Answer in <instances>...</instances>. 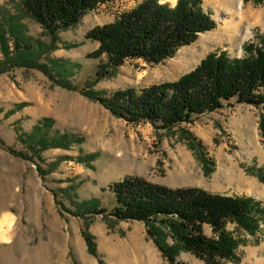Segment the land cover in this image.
<instances>
[{
  "label": "rangeland",
  "instance_id": "374dc122",
  "mask_svg": "<svg viewBox=\"0 0 264 264\" xmlns=\"http://www.w3.org/2000/svg\"><path fill=\"white\" fill-rule=\"evenodd\" d=\"M141 1L119 0L101 5L83 17L76 27L59 34V49L50 57L80 65L69 78L72 84L85 89L88 81L96 79L98 65L106 61L86 57L98 47L96 42L85 38L86 34L96 26L113 22L120 13ZM161 1L172 5L177 2ZM3 6L14 8L15 4L0 0V8ZM202 6L217 23L214 30L202 34L195 43L160 64L127 61L93 89L111 95L130 87L141 89L174 82L211 53L243 57L244 44L264 35V21L251 16L260 11L264 13V0L258 5L252 1L244 4L243 0H202ZM25 23L31 36L48 40L37 24L29 19ZM235 25L239 26L236 37L229 36L228 28ZM227 30L228 33L221 34ZM263 92L264 87H260L259 93ZM45 117L55 120L54 130L78 135L84 143L70 150L44 151L42 163L12 155L7 147L26 151L18 135L30 133ZM262 117V106L239 104L237 99H232L224 103L223 109L182 125L203 142L215 162V171L206 176L195 153L186 143L179 142L174 132L157 131L150 123L135 125L118 119L99 102L57 86L36 69L13 68L0 75V137L5 144H0V220L6 214L15 218L11 244L7 246L0 241V264L11 250L17 256L16 243L21 244L28 256L35 254L37 264H100L99 261L102 264H169L148 237L143 223L116 222L105 219L106 214L87 215V219L75 216L69 213L75 212L73 202L97 199L100 208L112 210L116 201L109 186L134 177L168 188L199 187L214 194L253 197L264 207V198L239 180L242 176L264 187V139L259 129ZM93 153L97 157L92 167L79 162L80 155ZM62 157L68 158L45 179L40 176L36 164L47 169ZM71 186H74L71 192H63ZM62 204L66 209H60ZM86 224L96 238L98 258L89 254L82 236ZM261 228L256 236H250L239 231L235 224L227 225L230 232L246 240L237 250L239 264L264 260V222ZM204 231L208 237L215 236L208 225ZM59 259L62 263H56ZM179 261L206 264L190 253H181Z\"/></svg>",
  "mask_w": 264,
  "mask_h": 264
},
{
  "label": "trees",
  "instance_id": "16d2710c",
  "mask_svg": "<svg viewBox=\"0 0 264 264\" xmlns=\"http://www.w3.org/2000/svg\"><path fill=\"white\" fill-rule=\"evenodd\" d=\"M14 8H0V75L13 68L36 69L57 86L77 91L99 102L114 117L130 124L150 123L157 131L174 132L179 142L186 143L210 176L215 162L208 149L193 132L183 127L197 117L221 110L224 103L237 99L239 104L262 106L264 109V35L244 44L245 55L230 58L225 52L211 53L189 73L174 82H163L141 89L130 87L111 95L93 89L95 84L111 77L127 61L140 60L160 64L173 58L179 50L217 27L212 15L202 6V0H177L175 5L161 0H143L134 8L120 13L113 22L96 26L85 36L98 47L86 57L103 60L98 65L96 79L80 89L69 81L79 64L50 57L59 49V34L76 27L88 13L99 6L119 0H9ZM263 0H243L244 4ZM26 19L37 24L48 40L29 34ZM53 118H42L30 133H20L19 142L27 150H7L17 157L44 162L42 154L49 149L70 150L81 146L78 135L54 130ZM259 129L264 139V117ZM0 144L5 145L0 137ZM97 154L79 156V162L92 167ZM47 169L39 163L42 178L57 169L60 162ZM260 171V170H259ZM258 177L260 175L256 174ZM74 186L63 190L69 193ZM106 191V189H104ZM115 196L112 210L100 208L97 199L75 200V216L105 215L116 222L136 221L145 225L148 237L169 264L179 261L181 253H190L206 264L241 262L237 254L246 240L227 229L235 224L239 231L256 236L264 222L262 202L253 197L214 194L199 187L168 188L142 178L127 177L108 188ZM62 207V208H61ZM60 209H66L62 204ZM60 214L65 218L63 212ZM208 225L215 235L208 237ZM86 224L82 236L88 252L98 258L96 238ZM102 264L101 261H99Z\"/></svg>",
  "mask_w": 264,
  "mask_h": 264
},
{
  "label": "bare ground",
  "instance_id": "6f19581e",
  "mask_svg": "<svg viewBox=\"0 0 264 264\" xmlns=\"http://www.w3.org/2000/svg\"><path fill=\"white\" fill-rule=\"evenodd\" d=\"M173 1L176 2V0H173ZM261 12L262 11L258 12L257 14L254 13L253 15H251L252 18H254L255 20L264 21V13H261ZM249 15H250V13H249ZM228 29L230 31L229 36L234 37L236 35V33L238 32L239 26L235 25L234 28H228ZM226 33H228V30L224 31L221 34L225 35ZM239 180H241V182L246 184L250 188L249 189L250 191H253L254 193L258 194L260 197L264 198V187H260L255 181H248L247 179H244L242 176L239 178ZM14 219L15 218L12 215L6 214L0 220V241L3 244H6L7 246L11 244V239L13 237L12 236L13 234H11L12 233L11 230H12L13 225H14ZM15 245H16L17 250H19L17 256L14 257L13 256V252H11L12 251L11 250L10 253H8V257L7 258L4 256L6 259L4 258L5 261L3 262V264H37L36 255L35 254L31 255V256H28L27 254H25L23 252L24 250L22 251L21 244L19 245L18 243H16ZM13 249L15 250V248H13ZM253 253L254 252H252V254ZM60 261L62 263L63 260L59 259L56 263H60ZM256 264H264V260L263 259L257 260Z\"/></svg>",
  "mask_w": 264,
  "mask_h": 264
}]
</instances>
